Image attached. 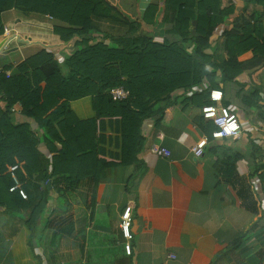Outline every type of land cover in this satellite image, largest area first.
Wrapping results in <instances>:
<instances>
[{
  "label": "crops",
  "instance_id": "crops-1",
  "mask_svg": "<svg viewBox=\"0 0 264 264\" xmlns=\"http://www.w3.org/2000/svg\"><path fill=\"white\" fill-rule=\"evenodd\" d=\"M109 1L140 22L153 0ZM231 2L236 15L213 37L219 46L214 52L217 62L229 59L222 33L233 27V21L241 25L243 18L253 19L257 32L259 26L263 29L262 36L252 34L253 49L238 57L239 67L230 72L233 79L218 78L223 104L229 102L238 116L241 136L211 139L215 126L203 117L202 108L210 103L213 89L205 82L186 94L172 93L178 104L146 120L139 161L124 166L121 118L98 119L92 97L71 102L80 121L97 118L99 155L115 166L105 182L96 185L88 179L77 190L48 181L50 190L42 188L41 194L50 200L35 223L26 225L25 210L7 212L0 207V264H264V55L259 53L264 46V1L221 0L224 7ZM45 18L16 10L2 14L4 25L13 21L16 33L31 39L14 42L11 48L17 51L0 54L9 60L3 64L14 70L41 49L34 35L42 33L33 27L48 21ZM93 22L99 31L115 37L128 32L121 22L103 18ZM195 27L196 18L189 30ZM165 28L161 23L153 32L138 34L162 39ZM238 35L244 37L241 29ZM56 46L58 51L67 48L63 43ZM184 99L189 102L182 104ZM15 108L16 122H23L22 106ZM204 137L208 138L204 156L196 158L192 148ZM154 144L168 148L171 156L156 157L151 151ZM128 205L132 206L130 256L120 228Z\"/></svg>",
  "mask_w": 264,
  "mask_h": 264
},
{
  "label": "trees",
  "instance_id": "trees-1",
  "mask_svg": "<svg viewBox=\"0 0 264 264\" xmlns=\"http://www.w3.org/2000/svg\"><path fill=\"white\" fill-rule=\"evenodd\" d=\"M11 10L50 17L55 21L54 37L67 45L65 51L43 47L14 70L0 68V207L29 212L26 225L45 212L50 199L41 189L50 190L48 181L77 190L88 179L96 185L108 179L115 163L99 155L97 118H121V165H132L144 148L146 120L178 104L172 93L186 94L205 82L218 89V78L232 80L238 57L253 49L252 34L263 35L253 19L243 18L241 25L233 21L222 33L229 59L217 62L214 52L219 46L213 37L236 15L233 2L224 7L221 0H153L143 21L152 27L169 26L162 39L139 35L137 19L109 0H0V35L2 14ZM94 18L124 23L128 32L118 37L101 32ZM194 18L196 27L190 31ZM259 53L264 55V46ZM117 87L127 90L129 97L114 99L110 91ZM85 97H92L96 119L80 121L71 111L70 103ZM16 104L22 106L23 122H16L12 112ZM14 165H19L16 175L27 200L10 192L14 182L8 168Z\"/></svg>",
  "mask_w": 264,
  "mask_h": 264
},
{
  "label": "built area",
  "instance_id": "built-area-1",
  "mask_svg": "<svg viewBox=\"0 0 264 264\" xmlns=\"http://www.w3.org/2000/svg\"><path fill=\"white\" fill-rule=\"evenodd\" d=\"M5 31V33H4ZM4 36L1 39V46L3 50L11 49L14 41L17 42V33L13 26L4 27ZM26 42L28 39H25ZM7 75H10L8 72ZM114 99L125 100L129 97V92L123 87H117L110 91ZM211 103L202 108V113L205 119L213 122L215 130L212 132V137L215 140L223 139H235L241 136L242 126L239 122L238 116L229 108L223 104L224 101V92L222 89H213L210 91L209 95ZM12 112H16V108H12ZM208 144V139L206 137L200 139L195 147L192 148V153L196 158H201L204 156L205 149ZM152 153L158 158H169L171 156V151L160 145L154 144L151 149ZM19 169V165L10 166L8 168V173L11 175V178L14 182V185L10 188V192H17L22 199L27 200L28 195L19 181L16 172ZM131 222H132V206L128 205L121 214L120 219V228L123 234V237L126 241L124 249L126 255L130 256L132 253V244L131 240L133 238L131 232ZM169 258L174 259V255H170Z\"/></svg>",
  "mask_w": 264,
  "mask_h": 264
},
{
  "label": "rangeland",
  "instance_id": "rangeland-1",
  "mask_svg": "<svg viewBox=\"0 0 264 264\" xmlns=\"http://www.w3.org/2000/svg\"><path fill=\"white\" fill-rule=\"evenodd\" d=\"M16 12H17V10H16ZM19 12V11H18ZM22 15H24V14H22ZM50 20H51V18L50 17H48ZM47 18V16H46V18L45 19H48ZM48 19V21H50ZM48 21L46 20L43 24H41V25H38V27H33L35 30H37V31H39L40 33H42L41 35H34V37L35 38H37L36 39V42H38V44H40V47L41 48H43V47H49V49H54V50H56V45H59V43H62V42H60L57 38H55L54 37V35H53V27H54V24L53 23H48ZM139 22V21H138ZM143 22L144 21H140L139 22V24H140V28H139V30H138V32H140L141 34L142 33H150V32H153V31H155V29L157 28V26L156 27H152V26H148V25H146L145 24V22H144V24H143ZM9 24V23H8ZM8 24H5L4 25V27H6V26H9V27H11V25L13 24V21H11V24L10 25H8ZM94 25H95V27L97 28V24L96 23H94ZM13 26V25H12ZM50 27L52 28L51 30H50ZM169 26H166V28H165V33H166V30H167V28H168ZM98 29V28H97ZM143 30V31H142ZM4 33H5V31H4ZM4 33L3 34H1L0 35V41H1V39H2V37L4 36ZM152 35V34H151ZM14 42H16V41H14ZM17 42H18V40H17ZM31 42V39H28V41L26 42V43H30ZM35 42V43H36ZM1 45V44H0ZM38 46H34V48H37ZM59 47V46H58ZM32 50H34V49H31V51ZM6 61H8L9 62V60L6 58V60H4L3 58H0V67L2 66H6L5 64H3L4 62H6ZM8 73V72H7ZM10 73V72H9ZM11 74V73H10ZM15 107V106H14Z\"/></svg>",
  "mask_w": 264,
  "mask_h": 264
},
{
  "label": "water",
  "instance_id": "water-1",
  "mask_svg": "<svg viewBox=\"0 0 264 264\" xmlns=\"http://www.w3.org/2000/svg\"><path fill=\"white\" fill-rule=\"evenodd\" d=\"M17 40L18 42L20 43H25L26 40L25 39H22L19 35H17ZM18 48H11V49H8V50H3L2 49V46L0 45V54H4V55H7L9 53H12L14 51H17Z\"/></svg>",
  "mask_w": 264,
  "mask_h": 264
},
{
  "label": "bare ground",
  "instance_id": "bare-ground-1",
  "mask_svg": "<svg viewBox=\"0 0 264 264\" xmlns=\"http://www.w3.org/2000/svg\"><path fill=\"white\" fill-rule=\"evenodd\" d=\"M203 114V113H202ZM204 117V116H203ZM213 138V137H212ZM208 139V138H207ZM215 140V139H214ZM208 145V144H207Z\"/></svg>",
  "mask_w": 264,
  "mask_h": 264
}]
</instances>
